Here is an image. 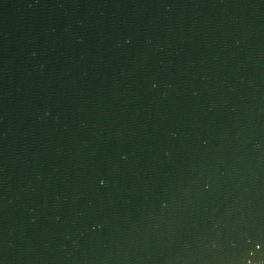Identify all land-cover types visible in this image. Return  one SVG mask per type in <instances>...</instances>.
I'll return each mask as SVG.
<instances>
[{"label": "water", "instance_id": "95a60500", "mask_svg": "<svg viewBox=\"0 0 264 264\" xmlns=\"http://www.w3.org/2000/svg\"><path fill=\"white\" fill-rule=\"evenodd\" d=\"M0 264H264V0H0Z\"/></svg>", "mask_w": 264, "mask_h": 264}]
</instances>
